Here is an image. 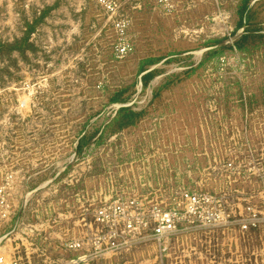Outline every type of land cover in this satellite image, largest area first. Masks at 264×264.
I'll list each match as a JSON object with an SVG mask.
<instances>
[{
    "label": "rangeland",
    "instance_id": "obj_1",
    "mask_svg": "<svg viewBox=\"0 0 264 264\" xmlns=\"http://www.w3.org/2000/svg\"><path fill=\"white\" fill-rule=\"evenodd\" d=\"M106 2L0 0V264H264V227L184 223L159 242L121 223L128 243L112 246L95 220L130 198L148 216L183 189L239 216L257 182L223 162L264 152V0L242 26L244 0ZM125 106L140 115L121 127Z\"/></svg>",
    "mask_w": 264,
    "mask_h": 264
},
{
    "label": "built area",
    "instance_id": "obj_2",
    "mask_svg": "<svg viewBox=\"0 0 264 264\" xmlns=\"http://www.w3.org/2000/svg\"><path fill=\"white\" fill-rule=\"evenodd\" d=\"M109 9L112 4L103 0ZM118 30L124 34L125 22L117 23ZM132 46L122 41L117 46V55L122 58L132 51ZM249 156L246 162H236L235 159H228L223 162L229 181L238 175L254 177L257 188L253 193H241L242 208L239 216L236 210L230 209L231 205L222 197L209 191H188L180 190L178 197L174 199L171 207H163V204L154 205L149 215H144L142 202L136 198L127 200L118 199L114 202L103 204L95 212V220L109 230L112 246H124L128 243L125 239L120 241L119 225L123 224V233L128 236L137 234L141 230L150 231V237L165 240L169 236L179 232L182 225L190 224L197 229H211L216 227L239 226L243 233L251 230H258L264 227V152L261 156ZM234 176V177H232ZM251 199H257L253 203ZM230 206V207H229ZM77 246V243H74ZM4 260L0 256V263Z\"/></svg>",
    "mask_w": 264,
    "mask_h": 264
},
{
    "label": "trees",
    "instance_id": "obj_3",
    "mask_svg": "<svg viewBox=\"0 0 264 264\" xmlns=\"http://www.w3.org/2000/svg\"><path fill=\"white\" fill-rule=\"evenodd\" d=\"M250 5H249V0H244L243 5L241 6V10H240V21H239V25L242 26L244 24V20H248L250 18ZM253 36V33H251L250 30H248V32H244V34H242L234 43V47L241 49L244 45V43L251 37ZM14 48V47H12ZM213 53H216V50L213 51ZM152 60H147L146 63H152ZM144 68L141 69V71H143ZM153 75V70L146 73L143 77L142 80L145 82L147 81L151 76ZM119 99V98H118ZM117 98H115L114 100H118ZM120 111V115H121V119H120V124L121 127H124L125 125H129V124H134L135 123V119L140 115V113L135 112L134 110H132L131 107L125 106V107H121L119 109Z\"/></svg>",
    "mask_w": 264,
    "mask_h": 264
}]
</instances>
